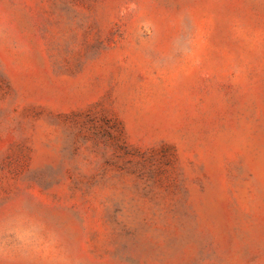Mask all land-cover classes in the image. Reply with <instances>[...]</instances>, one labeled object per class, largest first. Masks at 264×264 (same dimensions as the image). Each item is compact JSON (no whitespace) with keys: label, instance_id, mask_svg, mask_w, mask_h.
<instances>
[{"label":"rangeland","instance_id":"374dc122","mask_svg":"<svg viewBox=\"0 0 264 264\" xmlns=\"http://www.w3.org/2000/svg\"><path fill=\"white\" fill-rule=\"evenodd\" d=\"M0 264H264V0H0Z\"/></svg>","mask_w":264,"mask_h":264}]
</instances>
